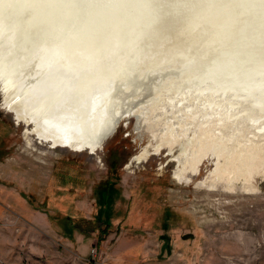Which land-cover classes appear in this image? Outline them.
<instances>
[{"label": "bare ground", "instance_id": "6f19581e", "mask_svg": "<svg viewBox=\"0 0 264 264\" xmlns=\"http://www.w3.org/2000/svg\"><path fill=\"white\" fill-rule=\"evenodd\" d=\"M140 1L0 0L2 108L29 144L90 155L134 118L148 145L133 163L166 153L189 187L207 162L197 189L256 196L264 0ZM183 4L192 13L178 27L168 17Z\"/></svg>", "mask_w": 264, "mask_h": 264}, {"label": "rangeland", "instance_id": "374dc122", "mask_svg": "<svg viewBox=\"0 0 264 264\" xmlns=\"http://www.w3.org/2000/svg\"><path fill=\"white\" fill-rule=\"evenodd\" d=\"M178 6L166 10L173 12L167 17H181L183 27L190 6ZM0 100V264H264V181L256 196L208 193L197 185L213 170L210 163L189 187L175 182L166 153L133 163L148 145L145 136L136 137L134 118L121 123L96 155L50 151L27 142V128ZM109 186L119 191L110 206L114 228L80 255L63 239L61 225L70 218L82 231L96 228L104 199L99 190ZM24 211L36 215L33 222Z\"/></svg>", "mask_w": 264, "mask_h": 264}, {"label": "trees", "instance_id": "16d2710c", "mask_svg": "<svg viewBox=\"0 0 264 264\" xmlns=\"http://www.w3.org/2000/svg\"><path fill=\"white\" fill-rule=\"evenodd\" d=\"M103 190L101 191L99 190V193L104 196V199L102 197L101 200L102 210H100L99 216L93 221V224L95 225L96 228L91 227V225H87L88 224L87 223L86 227L90 226L91 227L90 231L88 232V229L86 231L85 230L82 231L78 227L79 223L76 224L70 218H67L66 221L68 222L66 223L65 221L64 222L65 224L64 225L62 224L61 227L64 228V230L66 231H81L82 233H86V234L97 231L98 232L97 243L99 244L103 242L104 239L111 233L112 230V225H111L112 210L110 209V206L113 204V202L115 201L114 199L117 197L119 193L118 189H114L111 186Z\"/></svg>", "mask_w": 264, "mask_h": 264}, {"label": "crops", "instance_id": "0c3cea01", "mask_svg": "<svg viewBox=\"0 0 264 264\" xmlns=\"http://www.w3.org/2000/svg\"><path fill=\"white\" fill-rule=\"evenodd\" d=\"M20 204L22 205V203H20ZM24 215L26 217L32 219V222L36 218V215L30 213L29 211H24ZM36 220H38V219H36ZM27 221L29 222V220H27ZM111 225H112V222H111ZM30 226L33 227L32 224H30ZM37 228H39V227H37ZM2 232L0 231V239H4V236L3 237L1 236V234H3ZM64 233H66V234H64ZM92 235L90 236L86 233H80L79 231H67V232H63V236H64L63 239H67L70 242V244L72 245L73 249H75V247H76L78 249L77 250L78 253L80 255H84V254H86L89 247H92L95 244L97 245L98 235H95V237H92ZM115 238L116 237H113V236L110 237V239H115ZM36 239H38V237ZM116 239H124V238L118 237Z\"/></svg>", "mask_w": 264, "mask_h": 264}, {"label": "built area", "instance_id": "2783aa9c", "mask_svg": "<svg viewBox=\"0 0 264 264\" xmlns=\"http://www.w3.org/2000/svg\"><path fill=\"white\" fill-rule=\"evenodd\" d=\"M91 254H92V258H93V260H95V259H96L95 257H97V254H98L97 249H93V250L91 251ZM93 264H96V263L93 261Z\"/></svg>", "mask_w": 264, "mask_h": 264}, {"label": "flooded vegetation", "instance_id": "af4514ba", "mask_svg": "<svg viewBox=\"0 0 264 264\" xmlns=\"http://www.w3.org/2000/svg\"><path fill=\"white\" fill-rule=\"evenodd\" d=\"M141 1L144 3V2H147V1H151V0H141ZM141 1H140V3H141ZM223 5L225 6V3L222 2V6H221V8H222V7H223V8H226V7H224ZM218 10H219V9H218ZM218 10H217V11H218ZM217 11H216V12H217ZM88 14H90V12H89ZM140 102H142V101H140ZM135 107H136V105L132 106L131 109H133V108H135ZM128 108H129V107H128ZM129 109H130V108H129ZM135 129H136V128H135Z\"/></svg>", "mask_w": 264, "mask_h": 264}, {"label": "water", "instance_id": "95a60500", "mask_svg": "<svg viewBox=\"0 0 264 264\" xmlns=\"http://www.w3.org/2000/svg\"><path fill=\"white\" fill-rule=\"evenodd\" d=\"M19 20H22V18L21 17H19ZM18 22V21H17ZM18 23H20V22H18Z\"/></svg>", "mask_w": 264, "mask_h": 264}]
</instances>
